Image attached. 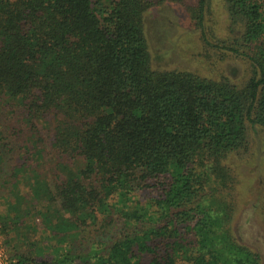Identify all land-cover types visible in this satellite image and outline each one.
I'll return each mask as SVG.
<instances>
[{
  "label": "trees",
  "instance_id": "1",
  "mask_svg": "<svg viewBox=\"0 0 264 264\" xmlns=\"http://www.w3.org/2000/svg\"><path fill=\"white\" fill-rule=\"evenodd\" d=\"M212 1L0 0L10 264H260L231 230V164L264 133V0H221V26ZM166 4L242 80L155 68L146 21Z\"/></svg>",
  "mask_w": 264,
  "mask_h": 264
},
{
  "label": "rangeland",
  "instance_id": "2",
  "mask_svg": "<svg viewBox=\"0 0 264 264\" xmlns=\"http://www.w3.org/2000/svg\"><path fill=\"white\" fill-rule=\"evenodd\" d=\"M184 9L183 5L166 4L149 12L146 36L153 66L158 69L187 70L212 79L222 75L232 78L233 69H238L234 81L242 80L244 66L240 62H219L214 55L207 61L199 32L194 29ZM211 9L215 13L214 20L221 26L225 21L221 0H213ZM251 140L249 155L241 162L233 160L231 164L239 181L231 230L237 242L256 253L260 264H264V133L254 132ZM24 191L26 195L27 189ZM7 194L8 190L0 184L1 212H4ZM38 231H41L40 227ZM10 261V250L0 235V262L10 264Z\"/></svg>",
  "mask_w": 264,
  "mask_h": 264
},
{
  "label": "built area",
  "instance_id": "3",
  "mask_svg": "<svg viewBox=\"0 0 264 264\" xmlns=\"http://www.w3.org/2000/svg\"><path fill=\"white\" fill-rule=\"evenodd\" d=\"M0 264H2V263L0 262Z\"/></svg>",
  "mask_w": 264,
  "mask_h": 264
}]
</instances>
